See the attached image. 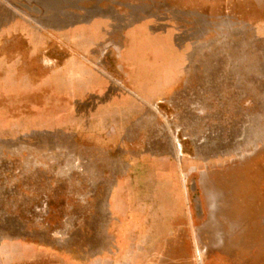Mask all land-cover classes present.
Listing matches in <instances>:
<instances>
[{"label": "rangeland", "instance_id": "rangeland-1", "mask_svg": "<svg viewBox=\"0 0 264 264\" xmlns=\"http://www.w3.org/2000/svg\"><path fill=\"white\" fill-rule=\"evenodd\" d=\"M0 264H264V0H0Z\"/></svg>", "mask_w": 264, "mask_h": 264}]
</instances>
